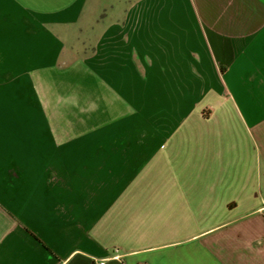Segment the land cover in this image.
<instances>
[{"label": "crops", "instance_id": "0c3cea01", "mask_svg": "<svg viewBox=\"0 0 264 264\" xmlns=\"http://www.w3.org/2000/svg\"><path fill=\"white\" fill-rule=\"evenodd\" d=\"M98 3L0 0V264H264V0Z\"/></svg>", "mask_w": 264, "mask_h": 264}, {"label": "rangeland", "instance_id": "374dc122", "mask_svg": "<svg viewBox=\"0 0 264 264\" xmlns=\"http://www.w3.org/2000/svg\"><path fill=\"white\" fill-rule=\"evenodd\" d=\"M92 4L94 2V0H91ZM119 0H104V4L102 3H98V5H96V7L94 8V12L95 15L98 14V12H100L101 10H105L107 11V13L109 14L110 12H113V7L117 5ZM90 16H91V11H90ZM93 16V15H92ZM90 17V20H94L93 17ZM111 21V14L106 16V17H102L100 18V24H98L96 27H94L93 29H85L82 33H79L75 36L74 38V43H77L78 45L76 47H80L78 50L79 52H88L91 51V47L92 44L94 43L95 40V35L97 34V31L99 30V28L102 26H106L109 22ZM95 24V23H94ZM89 36V42L85 44L84 41H87V37ZM92 41H91V40ZM84 42V43H82Z\"/></svg>", "mask_w": 264, "mask_h": 264}, {"label": "built area", "instance_id": "2783aa9c", "mask_svg": "<svg viewBox=\"0 0 264 264\" xmlns=\"http://www.w3.org/2000/svg\"><path fill=\"white\" fill-rule=\"evenodd\" d=\"M98 264H106V261H100Z\"/></svg>", "mask_w": 264, "mask_h": 264}]
</instances>
